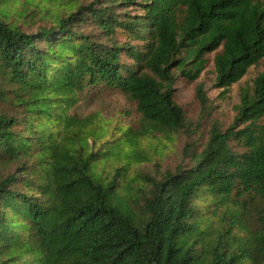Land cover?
<instances>
[{
  "label": "trees",
  "instance_id": "1",
  "mask_svg": "<svg viewBox=\"0 0 264 264\" xmlns=\"http://www.w3.org/2000/svg\"><path fill=\"white\" fill-rule=\"evenodd\" d=\"M33 1L0 0V77L25 97L22 118L0 111V264H264V69L228 126L183 148L190 163L129 177L140 138L186 129L179 78L215 52L223 97L264 60V0H53L28 32L12 7ZM86 89L122 92L137 127L106 138L71 114ZM195 98L209 115L202 83Z\"/></svg>",
  "mask_w": 264,
  "mask_h": 264
},
{
  "label": "rangeland",
  "instance_id": "2",
  "mask_svg": "<svg viewBox=\"0 0 264 264\" xmlns=\"http://www.w3.org/2000/svg\"><path fill=\"white\" fill-rule=\"evenodd\" d=\"M56 1L60 4L71 1V4L76 6L87 4L91 0ZM21 2L18 7H12L14 10L12 17L21 29L28 32L36 31L40 25H50L54 20V15L62 11L61 7H57L53 0H34L30 4H24V12H20ZM214 54L215 52L207 56L206 68L197 80L189 82L184 78H179L175 84L174 100L185 111L186 129L171 135V137L159 134L140 138L137 143V150L146 156V160L133 164L129 177H137V175L141 176L143 174L158 175L165 169H174L178 163L184 165L187 162L190 163L183 152L186 145L195 143L197 150H201L213 123L222 128L230 124L235 114L234 106L239 102L240 89L246 85H252L255 76L264 69V60L251 66L247 73L238 82L232 84L226 95L222 97L220 94L221 89L214 87ZM197 83L204 85V90L210 101L212 110L209 115L201 114L200 104L195 98ZM0 91V111L22 118L25 115L23 104L25 97L19 91L18 86L1 76ZM70 113L81 118L95 114L99 117V119H96L98 124L105 130L107 129L108 135L106 138H110L109 133L113 129H124L127 126L135 129L138 122L136 104L128 101L122 92L117 89H86L80 92L78 102ZM24 123V121L20 122L19 129L26 127ZM260 124L264 125V116L261 118ZM38 127L41 128L39 125ZM31 130L34 129L31 128ZM2 172L3 167L1 165L0 173ZM203 206H205V203L202 204ZM250 213L252 218L258 216L257 210H252Z\"/></svg>",
  "mask_w": 264,
  "mask_h": 264
}]
</instances>
